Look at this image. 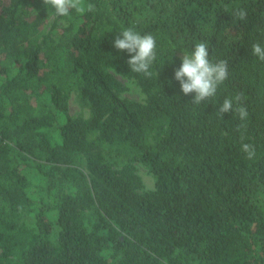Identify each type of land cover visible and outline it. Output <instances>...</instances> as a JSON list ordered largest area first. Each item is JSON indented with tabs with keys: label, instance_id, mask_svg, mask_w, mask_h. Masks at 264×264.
Returning a JSON list of instances; mask_svg holds the SVG:
<instances>
[{
	"label": "trees",
	"instance_id": "1",
	"mask_svg": "<svg viewBox=\"0 0 264 264\" xmlns=\"http://www.w3.org/2000/svg\"><path fill=\"white\" fill-rule=\"evenodd\" d=\"M83 6L0 0V264H264V0ZM129 27L151 77L114 47ZM201 41L229 77L195 105L174 73ZM241 93L237 130L218 109Z\"/></svg>",
	"mask_w": 264,
	"mask_h": 264
},
{
	"label": "clouds",
	"instance_id": "2",
	"mask_svg": "<svg viewBox=\"0 0 264 264\" xmlns=\"http://www.w3.org/2000/svg\"><path fill=\"white\" fill-rule=\"evenodd\" d=\"M47 6L55 10L57 16H68L71 10L83 13L85 7L83 0H43ZM87 11H94V5L88 4ZM246 11L241 9L237 12L239 19L246 18ZM114 47L121 51H127L130 59L127 61L133 73H142L145 77L153 75L150 68L157 58L156 38L151 34L141 35L132 27L123 30L114 41ZM252 54L260 61L264 62V46L260 42L252 44ZM175 80L179 81L181 91L185 95L195 93L191 103L201 104L205 100L215 97L220 85L229 77L228 61L221 59L213 61L210 58V47L206 42H198L194 49L188 53L184 52L181 66L175 70ZM243 94H238L234 98H225L218 112L223 118L225 113L235 112L242 122L237 125V130L244 127L249 113L247 107L241 101ZM234 101L236 106L234 107ZM243 140V134L241 135ZM242 151L245 152L246 159L253 160L256 157L255 146L249 143H242Z\"/></svg>",
	"mask_w": 264,
	"mask_h": 264
},
{
	"label": "rangeland",
	"instance_id": "3",
	"mask_svg": "<svg viewBox=\"0 0 264 264\" xmlns=\"http://www.w3.org/2000/svg\"><path fill=\"white\" fill-rule=\"evenodd\" d=\"M70 109H71V112H72V113H75V112H77V110H78V107H77V105L74 103V100L71 101ZM146 172H147V171H146L145 169H141L140 174H141L142 177H143V181H144V183L146 184V186H148V187H153V182H154V181H153V178H152L151 175L147 174Z\"/></svg>",
	"mask_w": 264,
	"mask_h": 264
}]
</instances>
